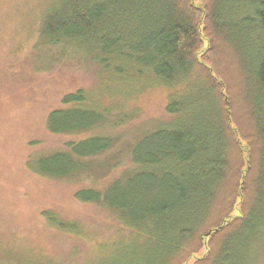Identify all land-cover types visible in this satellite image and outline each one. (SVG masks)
<instances>
[{
	"label": "trees",
	"instance_id": "1",
	"mask_svg": "<svg viewBox=\"0 0 264 264\" xmlns=\"http://www.w3.org/2000/svg\"><path fill=\"white\" fill-rule=\"evenodd\" d=\"M36 28V47L68 46L96 67L95 94L64 95L45 120L51 135L85 138L27 165L41 178L108 179L102 189L83 188L74 197L109 211L129 241L93 264H169L188 247L185 259L194 257L201 246L206 255L193 264H264V0H56L41 8ZM211 34L245 75L259 140L245 150L247 169L257 164L245 209L244 171L228 198L218 190L228 173L227 152L239 154L241 146L223 82L202 63L208 54L200 47ZM156 90L165 94L167 121L144 122L125 147L105 132L138 114L124 112V103ZM126 158L129 168L111 178ZM44 216L57 229L76 232L74 224Z\"/></svg>",
	"mask_w": 264,
	"mask_h": 264
},
{
	"label": "rangeland",
	"instance_id": "2",
	"mask_svg": "<svg viewBox=\"0 0 264 264\" xmlns=\"http://www.w3.org/2000/svg\"><path fill=\"white\" fill-rule=\"evenodd\" d=\"M55 1L0 0V264H93L99 257L115 253L111 248L119 241H129L124 239L128 238L127 230L109 211L81 203L74 197L83 188L102 189L107 178L96 184L87 179L54 180L41 178L27 168L31 158L85 138V135H51L45 120L50 111L60 108L64 95L79 89L95 94L96 67L85 57L64 45L55 49L35 46L39 12ZM200 48L208 54L202 63L214 69L223 82V92L233 114L230 126L241 146L239 154L236 151L230 156V151L227 152L228 173L218 190L228 198L244 171L248 177L243 191L242 209H245L255 193L257 169L256 161L247 169L245 150L255 144L257 148L259 142L245 102V75L221 39L211 34L210 41ZM57 50L64 53L58 54ZM195 68L200 76L208 77L201 67ZM211 84L217 90L215 83ZM164 95L156 90L136 102L124 103V112L138 114L133 115L131 122L105 132L117 136L125 147L144 122L167 121ZM128 162L127 158L123 160L110 177L128 169ZM44 214H50L62 225L74 224L76 232L57 229ZM191 249L188 247L186 252L191 253ZM187 253L169 264H182ZM205 253L206 248L201 246L185 264L203 259Z\"/></svg>",
	"mask_w": 264,
	"mask_h": 264
}]
</instances>
